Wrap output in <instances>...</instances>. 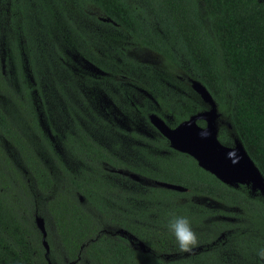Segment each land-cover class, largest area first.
<instances>
[{"label":"trees","instance_id":"obj_1","mask_svg":"<svg viewBox=\"0 0 264 264\" xmlns=\"http://www.w3.org/2000/svg\"><path fill=\"white\" fill-rule=\"evenodd\" d=\"M44 1L0 0V264H48L36 215L44 220L50 264H229V256L220 255L225 250L238 253L243 264H264L257 255L264 248V196L245 185L223 183L158 133L148 138L130 132L142 146H133L132 157H121L118 143L96 140L75 118L74 128L59 135L61 148L78 163L67 167L40 131L34 105L20 98L30 96L23 63L31 68L37 64L35 54L47 60L52 50L33 33L34 13ZM50 1L67 18L63 2ZM75 4L112 32L97 36L69 25V44L100 70L86 74L90 82L112 84L122 95L125 85L144 90L157 108L137 105L138 113L147 123L150 114L171 115L168 124L174 126L209 108L191 86L197 80L215 102L219 141L227 146L239 141L264 178V1ZM10 67L17 73L3 74ZM88 104L94 126L125 132L108 126L104 121L114 122L97 116ZM129 183L139 189L130 190ZM173 215L186 216L198 237L189 253L178 250L167 228Z\"/></svg>","mask_w":264,"mask_h":264},{"label":"rangeland","instance_id":"obj_2","mask_svg":"<svg viewBox=\"0 0 264 264\" xmlns=\"http://www.w3.org/2000/svg\"><path fill=\"white\" fill-rule=\"evenodd\" d=\"M61 1L66 6L65 15L69 20L61 14V10H59V8L53 2H51L50 0H45L44 7L40 5V11H37L39 15L42 14L43 22L41 18L33 19V33L35 35L34 38L40 37L41 41L45 42V45L47 46L46 50L53 48L52 45H56L58 47L61 46L60 48H64L65 52L70 56V58L73 60L72 62L75 64V68L73 69V72H71V74L73 78L76 76L78 82H81L80 80L84 81V79L82 78V73L87 72L90 75H94L100 70H98V68L88 62L85 58L83 59L82 56L77 54V52L73 50L74 48L70 46L68 40L70 38V33H73V30L69 27V25L76 24L80 26L85 32H89V34L92 35H97V33L111 34L112 32H107L111 29L110 27L101 25L94 19L89 18L87 15H83L80 10H78L79 6L75 4V0ZM47 53L49 57H51L52 52L47 50ZM7 70H11V67ZM23 70L27 77V70L24 67ZM56 77L62 85V88L66 92V88L71 86V83L69 81L70 77H68L64 69H59L58 67L56 71ZM52 84V75L50 73H46L45 70L41 81L42 87H40V90L44 89L46 92L47 104L44 100L43 105L46 108L48 106L50 111L53 110L54 106L58 107L57 113L53 114L54 120H52L53 118L51 119L52 126L57 129V136L55 135L54 140L53 138L51 139L53 140L55 151H57L61 159H63V161L67 163V167L73 169L78 163L67 156L65 150L61 148V144L59 141V135H62L65 130H68V125L69 123H71V120L68 118L66 105L62 103L59 97L54 93ZM166 86L173 89L174 91L178 90L174 89L170 84H167ZM83 90L84 96L88 100V103L90 102V104L93 105L91 106L93 112L97 113L96 115L99 117L102 116V118H106L108 116V120L114 122L110 123L104 121L108 126H117L119 128L124 129L125 132L118 133L116 131H113L112 129L107 132L103 127L99 128L97 126H94L96 122L90 120V105L87 104V108L82 107L77 104L78 101L75 98H72L74 99V102H76L73 104L74 108L70 109H72L74 115H77L76 119L78 120H81L82 116L88 112L89 122L88 120L87 122H85L84 126L86 127L84 128H86L87 130L90 129V134L96 140L98 139V141L100 140L107 145H111L112 142L118 143V149H120L119 154L121 157H132L135 154L133 150L135 149V147L133 148V146H142L140 141H135L129 137L128 134L130 132H136L137 134L145 135L148 138L154 136L153 128L151 127V125H149V123H147L145 118L138 113L136 107L137 105L143 106L144 104H150L152 108H157V103L155 102V100L150 94H148L144 90L137 88L131 84L125 85L123 86V91L125 95H122L116 90V88H113L109 84L104 83L103 85H97L93 82H89L88 86H86V88H83ZM34 95L37 99L36 92H34ZM37 102L39 103V101ZM40 121L43 127L48 128L50 120L43 119L41 117ZM125 172L127 174L131 173L130 171ZM129 179L140 182L139 177L138 180H136L131 174L129 175ZM126 184L127 182L121 183L122 188H126ZM129 189L137 190L139 189V186L134 183H129ZM220 255L223 257L229 256V258H227V262L229 264H243L241 256L238 255V253L236 254L235 251L233 254L231 253V251L225 250L220 253Z\"/></svg>","mask_w":264,"mask_h":264},{"label":"water","instance_id":"obj_3","mask_svg":"<svg viewBox=\"0 0 264 264\" xmlns=\"http://www.w3.org/2000/svg\"><path fill=\"white\" fill-rule=\"evenodd\" d=\"M191 86L203 102L209 106L208 109L190 117L186 121L180 122L174 128L169 127L156 114L149 116L150 122L161 135L168 139L172 148L192 156L200 167L209 171L223 183L234 187L245 185L252 192L258 191L264 196V178L247 155L242 144L236 140L233 146H227L219 141L217 137L218 113L211 95L197 80L192 79ZM197 118L206 121L205 128L197 125L195 122ZM233 148L235 149L234 152L232 151ZM130 174L138 180L136 174ZM155 184L173 190H185L177 184L161 181H156ZM35 224L42 233L45 257L48 264H50L47 257L49 245L45 239L46 230L43 218L36 215ZM118 232L122 235L127 234L124 230H119ZM127 238L132 244L134 243L135 237L129 234ZM136 244L141 251L146 250L145 245L141 241H137Z\"/></svg>","mask_w":264,"mask_h":264},{"label":"flooded vegetation","instance_id":"obj_4","mask_svg":"<svg viewBox=\"0 0 264 264\" xmlns=\"http://www.w3.org/2000/svg\"><path fill=\"white\" fill-rule=\"evenodd\" d=\"M261 1H264V0H261ZM36 13H37V11L34 13L35 19H37L36 18ZM112 35H113V37L118 36L115 33H113ZM70 37H73V33H70ZM54 46L56 47V45H54ZM54 46H53V48L51 50V52H52L51 57H49L48 54L45 55V58L47 60H45V59L43 60V58L40 57V54H35L36 55V58H37L36 59L37 64H34L32 66L33 68L32 67L30 68V65L28 64V61H27V63H23L24 65H22L21 70H20V71H22V74H23V76L25 78L26 88L28 90V93L30 94L29 97H22L23 96L22 95L20 98H21L22 101H24V104L25 105L28 102H30V103H32L34 105V109L37 112L36 117H37L38 127H39L40 131L44 135L47 133V136L50 137V140H52L51 138H53V140H54L55 139V135L57 136V132H56L57 129L52 126L51 119L53 118L52 120H54L53 114L57 113V108L58 107L57 106H54L53 107V110H52L53 112H52V111H50V109L48 108V106L46 108L43 105V101L45 100V102H46V92H45L44 89L40 90V87H42L41 86V81H42V77L44 75L43 72H45V70H46V72L49 71V73L52 75V79H53L52 80V82H53L52 86H53V89H54V93L59 97V99L61 100V102L66 105V110L72 108L73 107V104L76 103V102H74V99H72V98H75L78 101V103H77L78 105L87 108L86 106L88 104V100L84 96V90H83V88H86V86H88V84L90 82L88 80V75H86L88 73H82V78L84 79V81L83 80H80L81 82H78L76 76L73 78V76L71 74V72H73V69L75 68V64L72 62L73 60L70 58V56L62 48H59L58 47L59 51H55L54 50ZM70 46L72 48H74L72 45H70ZM73 50L77 51L75 48ZM21 54L22 55L23 54L26 55V53L24 51H22ZM25 58H27V55L25 56ZM82 58L84 59V57H82ZM24 62H25V59H24ZM23 67L27 70V77H26V75L24 73ZM57 67L59 69H64L66 71L68 77H70L69 78V81L71 83V86L66 88V92L62 88V85L60 84V82L57 80V77H56ZM3 70H5V68ZM5 72H8V74H15V72L17 73V69H15V72L12 69L11 70H7V71H3V74H5ZM34 73H35V75H34ZM95 74H98V73H95ZM109 85L112 86L113 88H115L112 84H109ZM34 92H36V94H37V99L35 98V96L34 97L32 96V94ZM22 94H24V92ZM37 101H39V103ZM46 104H47V102H46ZM203 111L197 112L196 114H193V115L189 116V118L192 117V116H194V115H197V114H199V113H201ZM67 115H68V118L71 120V123H69V125H68L69 126L68 129L69 130H72V128H74V126L76 124V122L74 121V119L77 117V115H74L73 112L70 113V111H67ZM41 117L43 119L50 120V124L51 125L49 124L48 125V128L47 127L46 128L43 127V125L41 124V121H40V118ZM87 117H88V112L82 116L81 120L76 119L77 120V123H78V127L80 126L84 130L86 129V128H84V127H86L84 125H85V122H87ZM189 118H187L186 120H188ZM162 119L171 128L176 127L180 123L179 122L178 124H176L174 126L169 125L173 121V117L171 115H165L164 117H162ZM186 120H183V121H186ZM195 122L201 128H205V126H206V121L203 120V119H201V118H197ZM148 123L153 128L154 134L155 133L160 134L156 130V127L150 122V120H149ZM169 145H170V143H169Z\"/></svg>","mask_w":264,"mask_h":264},{"label":"clouds","instance_id":"obj_5","mask_svg":"<svg viewBox=\"0 0 264 264\" xmlns=\"http://www.w3.org/2000/svg\"><path fill=\"white\" fill-rule=\"evenodd\" d=\"M234 152L235 149L233 148ZM169 232L175 237L178 250L182 253H189L198 245V237L186 216L173 215L167 223ZM257 255L264 260V248L258 250Z\"/></svg>","mask_w":264,"mask_h":264}]
</instances>
